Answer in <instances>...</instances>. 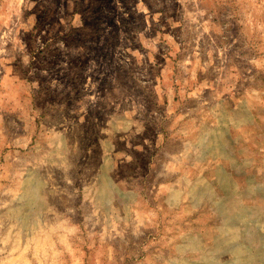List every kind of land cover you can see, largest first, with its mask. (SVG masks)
Here are the masks:
<instances>
[{
	"label": "rangeland",
	"instance_id": "rangeland-1",
	"mask_svg": "<svg viewBox=\"0 0 264 264\" xmlns=\"http://www.w3.org/2000/svg\"><path fill=\"white\" fill-rule=\"evenodd\" d=\"M0 264H264V0H0Z\"/></svg>",
	"mask_w": 264,
	"mask_h": 264
}]
</instances>
